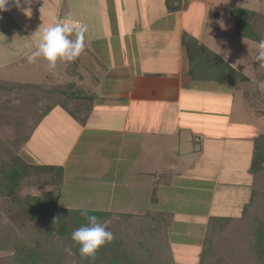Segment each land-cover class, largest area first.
I'll return each instance as SVG.
<instances>
[{
    "label": "crops",
    "instance_id": "crops-1",
    "mask_svg": "<svg viewBox=\"0 0 264 264\" xmlns=\"http://www.w3.org/2000/svg\"><path fill=\"white\" fill-rule=\"evenodd\" d=\"M152 1L96 0L94 7L97 12L92 16L93 20L86 24L85 17L77 19L87 26L84 33L87 52L106 71L104 75H98L91 70V82L88 83L82 54L77 62L72 63L73 81L68 82L74 83L71 87L76 94L79 91L81 97H90L92 104L83 121L73 118L60 106L64 113L72 117L74 132L71 146L59 163L64 170L59 198L66 192L72 196V188L80 185L92 189L91 203L104 205L95 209L90 205H73L70 198L66 205L60 207L88 208L92 211L122 209L123 213L136 215L146 213V208L158 209L171 212L175 221L176 216H183L187 218L184 219L186 224H199L206 229L210 218L239 217L250 202L253 190L250 187L248 196L240 194V187L245 184H240L239 177L249 171L252 154L250 148L246 153L241 146L243 143L253 144L254 138L259 135H252L249 128L257 124L252 115H260L245 97L249 106L244 109L240 103V93L243 96L241 89L214 79L218 73L227 72L224 64L210 56L208 58L207 54V61L202 56L195 59L193 51H187L182 42L184 26L180 25L176 34L170 33L169 38V31L166 25L162 27L161 19L168 17L169 23L175 11L180 12L182 17L186 8L163 10L156 14L157 6ZM208 1L216 9L224 5L219 3L218 6V3H213L215 0ZM61 2L44 0L43 4L47 3L55 9V16L61 18L67 16V9L60 12ZM89 4L93 5L92 2ZM84 12L87 13L86 10ZM210 12L211 8L207 14ZM215 13L218 17L219 14ZM45 22L44 19L33 22L29 32L41 33ZM7 29L13 32L11 26ZM14 37H4L10 51L9 54L5 51L9 57L0 62V68L30 55L39 41V37L27 43L23 41L17 47L11 41ZM193 38L241 73L231 60L228 62L225 49L222 51L220 48L217 53L213 48L215 43L211 45L205 41H208L209 35L204 40L195 35ZM200 51L205 52L203 49ZM156 58L159 65L155 63L152 66L150 61ZM190 58L195 60L191 73ZM248 78L255 79V76ZM225 86L229 87V92L221 90ZM70 160L74 165L69 169ZM82 161L91 167L87 176L77 169ZM241 161H244L243 171L237 165ZM192 178L206 184L201 186H213V191L208 192L209 197L204 202L190 198L182 206H177L173 189L188 190L194 182ZM155 186L156 198L152 200ZM139 193L145 195L143 206H138ZM75 194L78 195V192ZM167 194L172 195L167 197ZM176 198L179 200L178 196ZM151 202L155 206L152 207ZM115 203H121L119 206L122 208L113 207ZM175 208H178V215L174 212ZM181 209L185 210L183 214L179 211Z\"/></svg>",
    "mask_w": 264,
    "mask_h": 264
},
{
    "label": "trees",
    "instance_id": "trees-1",
    "mask_svg": "<svg viewBox=\"0 0 264 264\" xmlns=\"http://www.w3.org/2000/svg\"><path fill=\"white\" fill-rule=\"evenodd\" d=\"M178 7L174 5L169 8L173 11ZM230 14L234 18V30L238 36L256 43L264 40L262 11L238 7L230 10ZM186 48L187 51L189 49L193 51L192 55L195 59H200L202 56L201 58L207 61V56L208 58L210 56L224 64L227 72L218 73L214 79L241 89L243 96L257 111L256 113L264 118V91L260 90L256 83L264 80V69H260L258 63L253 62L256 74L255 79H250L233 69L195 38L187 42ZM200 49L205 52L201 53ZM190 61L191 73L195 60L190 58ZM3 83L5 82L0 83V91L9 88ZM73 85V82L52 86L51 84L38 86L30 82L15 84L14 87L17 86V89L23 91L38 89L45 94V102L37 103L36 106L33 105L25 110L31 114H37L31 124L26 122L24 117L13 115L14 111L23 114L22 104L10 103L7 109L6 102L0 103V129L2 126L11 129V136L0 137V207L2 213L10 217L14 224L13 231L4 246L12 251L11 256L8 260L6 259L9 261L8 264L58 263V260L66 254L62 244L69 245L67 239H71V233L87 224L86 218L80 214V209L58 205L64 176L63 167L28 163L20 154L36 126L54 106H61L77 120L85 119L91 109L92 99L86 95L81 97L79 91L76 94L72 90ZM260 106L262 108H259ZM249 170L254 174V178L256 177L250 202L245 205L239 217L210 218L198 264H228L225 263L227 260L217 259V256L242 254L241 246L250 239L252 242L250 246L256 253V264H264V133L254 138ZM27 186L37 188L49 186L50 188L34 194L24 192L23 189ZM156 189L157 186L154 187L153 200L156 198ZM105 212L88 210V214L95 215L101 223L109 222L108 230L113 233L114 238L110 243L100 247L94 257H81L79 246H71L74 254L80 258L81 264H176L169 245L171 212L148 211L142 215L118 212L116 216L113 215V218L109 216V212L107 214ZM4 227L7 230V226ZM243 232L244 235L247 233L243 242L239 238H233ZM229 242L232 248L231 252L226 254ZM114 244L117 246V256L113 257V262H108L106 252L113 248ZM125 257L126 261L123 260Z\"/></svg>",
    "mask_w": 264,
    "mask_h": 264
},
{
    "label": "rangeland",
    "instance_id": "rangeland-1",
    "mask_svg": "<svg viewBox=\"0 0 264 264\" xmlns=\"http://www.w3.org/2000/svg\"><path fill=\"white\" fill-rule=\"evenodd\" d=\"M43 1L44 0H19V6H17V4L13 2V0H9V4L6 6L7 10L0 12V38H1L0 62L4 61L5 59H8L9 57L8 54L10 51L8 47L9 45L5 41L4 37L15 36L13 39H11V41L15 42L18 47L23 44V41L27 43L30 40H33L40 36L41 34L40 32L33 34L29 32V28L31 27L33 22L35 21L37 22L40 19H44L46 21L43 25L44 28L52 23V16L56 15V10L51 8V6H49L47 3L46 5L43 4ZM93 1L94 0H62V2L60 3V12L62 10L65 11L67 9L66 11L67 16H70L73 19H80L81 17H85L84 19L83 18L81 19H83L87 24L91 20H93L92 16L94 17V14H96L97 12V10H95L96 8L94 7V4H96V0L95 2ZM153 1L157 6L156 14L161 13L163 10L164 11L170 10L169 7L174 6V4L179 6L177 9L186 8L182 17L180 16V12L175 11L176 13L171 15L169 23L167 20L168 17H164L161 19L162 27L164 28V26L166 25L167 31H169V38H171L170 33L173 35L176 34L177 29L179 28L180 25L184 26V34L182 38L184 40V43H186L185 46H187V42H189V40H191V38H193L194 35L203 40L204 37L209 35L214 42L210 38H208V41L207 40L205 41L211 45L212 43H215L213 48H215L214 50L217 53H219L218 50L220 48L222 49V51L223 49H225L228 53L227 55L228 62H230L229 60H231V62L237 67V69L241 73H243L248 77L254 78L256 73L253 65V57L257 52L258 43L253 42L247 38L238 36L235 33L234 18L230 14V10L241 7L248 10L262 11L264 14V0H215L216 2L213 3L215 4L218 3V6H220L219 3H224L222 7H217V9L215 7H212L210 5L212 3H209V1L206 2L207 0L203 2H201L200 0H196V1L153 0ZM192 1H194V3L189 5L190 4L189 2ZM91 2L93 3V5L89 4ZM184 5H186V7H184ZM210 8H211V12L210 14H207ZM85 10L87 11V13L84 12ZM215 11L217 12V14H219L218 17L215 16ZM28 13H31V15H26ZM5 22L8 23L5 24ZM1 24L3 25L1 26ZM9 26H11L13 32L8 31L7 28H9ZM87 45L88 43H86L85 41V49L81 54L84 59L83 67L84 70L87 71L86 75L88 76L86 80L88 81V83H90L91 70H93L94 72L96 71L98 75L100 74L104 75V72L106 70L103 67H101V64L98 65V62H96L95 57H93L87 52V48H88ZM5 51L8 54H5ZM74 62H77V60L73 62L57 61L56 68L54 70H49L46 66L47 64L46 61L38 58L35 63H28L27 56L26 57L22 56L17 60V62H14L8 66L6 65L2 66L0 68V80H1L0 83L5 82L3 84H5V86L8 85L7 87L9 88L7 89L5 88L0 91V103H2V101L6 102L7 109L10 107L9 106L10 103L15 104L19 102L20 104H22L24 109V110L22 109L23 114L21 112L18 113L17 111H14L13 115L15 117L22 116L24 117V120L26 122H29L31 124L33 119L37 116V114L36 113L31 114L25 110L30 109L33 105L37 103L45 102L46 101L45 94L41 93L40 90L38 89L23 91L22 89H17L18 87L17 86L14 87V85L18 84L20 81L34 82V84H37L38 86L40 85L48 86L50 84L52 86L60 82L64 83L68 81H73L71 79L72 78L71 72L74 71V67L72 64ZM155 63L159 65L157 58L153 61H150V64L152 66H155ZM216 90L220 91V89L217 88ZM221 90L227 92L230 91L228 86H225L224 89ZM240 100H241L240 103L242 104L244 109L248 108L249 105L246 103L245 98L244 96H242L241 93H240ZM259 108H262V106H260ZM252 117H253V121L256 120L255 122H257V124L254 123L253 127L249 128L250 133H252V135H254V133L255 134L264 133V118L255 115H252ZM71 118L72 117H69L67 113H64V111H62L60 106L56 107V109L46 114L44 118L36 126L32 137L26 143L23 151L22 149H21L22 152L20 151V154L25 159V161L34 164L59 165L64 152L71 146L72 143L74 130L72 129L73 124H71V122H73L72 121L73 119ZM10 131L11 129L9 127L2 126V128L0 129V137L5 138L6 136H11ZM241 148L242 151H245L246 153H248V150L250 148L251 154L253 153V144L249 145L247 143H243ZM70 162L71 164L68 165L69 169L70 166L74 165L73 161L70 160ZM243 163L244 161H241L237 164L239 165L241 171H243L242 170ZM184 168L185 169L187 168V163H186V167L184 166ZM77 169L80 173H85L86 176L89 175V173L91 172V167L85 164L83 161L81 162V164H79ZM239 179H240V184H245L240 187L241 188L240 194L242 195L246 194L248 196L250 187L252 188V190L254 188L256 177L254 178V174L249 170L245 175L243 173L241 177H239ZM193 180L194 182H191V185L188 188V190H183V189L178 190V188L173 189L175 191L173 192V196L175 198L174 202L177 206L179 204L180 206H182L183 202H185L186 199H190V198L192 200L200 199V202H204V200H207L209 197L208 192L210 190L213 191V186L212 188L201 186L206 184L198 183V181H196L198 180L197 178H194ZM175 184H176L175 187H177L178 181H176ZM188 184L190 183L188 182ZM79 186H74L72 188L73 190L71 192L74 193L72 194V196H69L68 192H66L64 195L63 194L60 195L58 205L59 206L66 205L67 204L66 201H70V198H72L70 203H74L73 205H78V206L90 205V207L93 209H95L96 206L104 205V203H100V202L91 203L89 199H91V196L93 194V192H91L92 189L90 190L88 188L85 187L83 188ZM49 188H50L49 186H46L44 188L27 186L23 190L24 192L27 191L30 193L38 194L44 190H48ZM76 192H78V195L75 194ZM190 194L192 195L191 197ZM171 195L172 194H167L166 196L170 197ZM184 195L186 196L185 199H183ZM151 196L153 200L154 199L153 195ZM176 196L179 197V200L176 198ZM197 196L199 197L196 198ZM80 201H82L83 203ZM137 201H138V206L145 205L144 202L145 195L143 193H139ZM119 205L122 204L115 203L113 207L122 208ZM151 206L153 207L155 206V204L151 202ZM178 208H175L174 210V212L176 211L177 215L179 213ZM1 209L2 208L0 207V240H1L0 264H5V263L8 264L9 261L7 260L11 256L12 251L5 248L4 246L6 244V240L8 239L10 233H12L13 231L12 226L14 224L10 217L2 213ZM99 211L104 212L106 210H99ZM122 211L124 210L110 209L105 213L107 214L109 212L110 215L109 214L108 215L113 218L114 216H116L115 214H118V212H122ZM148 211H159V210L146 208V212ZM179 211H181V214L185 212V210L183 209ZM184 219L187 218L178 215L176 216V221H175L172 214L171 225H173V227L169 229V239H170L169 245H170L171 254L173 256V261L176 262V264H198L206 229H203V227L199 224H186L187 221H185ZM4 226H7V230L5 229L6 227ZM172 228L174 229L173 231ZM245 236H247V233H245L244 235L243 232L241 234H238L236 237L233 236V238L234 239L239 238L241 239L240 241L242 240L244 241ZM67 240H69L68 241L69 245L62 244L63 251H65L66 254L64 255L63 258L58 260V263L56 264H81L80 258L74 254V251L71 248V246H74L73 241L71 239H67ZM250 241L244 242L245 244L241 246L240 251L243 252L242 254L237 253L236 256H223V257L218 255L217 259L220 258L221 260H227L225 263L228 264L229 263L256 264L255 262L256 253L254 251V248L250 246V244H252V242ZM230 243L231 242L227 243L228 250L226 249L227 251L226 254L231 252L230 250L232 248V245ZM116 247L117 246L114 244L113 248L107 250L108 252H106L107 253L106 257L108 258V260L105 259L106 261L113 262L115 256H117ZM120 260L122 259L120 258ZM123 260L126 261L127 260L126 257Z\"/></svg>",
    "mask_w": 264,
    "mask_h": 264
},
{
    "label": "clouds",
    "instance_id": "clouds-1",
    "mask_svg": "<svg viewBox=\"0 0 264 264\" xmlns=\"http://www.w3.org/2000/svg\"><path fill=\"white\" fill-rule=\"evenodd\" d=\"M19 6V0H13ZM9 0H0V12L7 10ZM87 26L70 16L59 18L52 16V23L45 27L35 49L27 56L28 63H35L37 59L47 62L49 70H54L57 61L73 62L85 49L84 33ZM253 62L264 69V40L259 41ZM257 87L264 91V80L258 81ZM80 214L87 220V224L75 229L71 233L74 245L79 246L81 257H94L97 250L113 240V233L108 230V221L101 223L95 215H89L88 209H80Z\"/></svg>",
    "mask_w": 264,
    "mask_h": 264
},
{
    "label": "built area",
    "instance_id": "built-area-1",
    "mask_svg": "<svg viewBox=\"0 0 264 264\" xmlns=\"http://www.w3.org/2000/svg\"><path fill=\"white\" fill-rule=\"evenodd\" d=\"M64 18V17H61V19Z\"/></svg>",
    "mask_w": 264,
    "mask_h": 264
}]
</instances>
